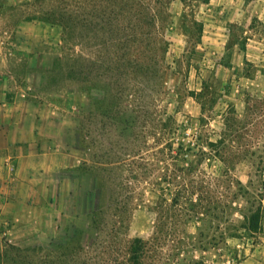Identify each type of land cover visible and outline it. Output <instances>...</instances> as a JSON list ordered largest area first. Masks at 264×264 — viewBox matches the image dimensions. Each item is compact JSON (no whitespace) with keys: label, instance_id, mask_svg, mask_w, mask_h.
Segmentation results:
<instances>
[{"label":"rangeland","instance_id":"1","mask_svg":"<svg viewBox=\"0 0 264 264\" xmlns=\"http://www.w3.org/2000/svg\"><path fill=\"white\" fill-rule=\"evenodd\" d=\"M9 6L7 23L28 15L57 28L18 36L11 67L17 85L32 86L29 99L58 105L52 145L78 163L54 175L62 190L54 220L41 221L47 230L5 237L8 264H129L136 237L159 239L152 264H264L259 233L222 238L165 201L174 194L164 176L182 165L177 146L210 150L230 109L246 125L227 137V160L197 162L195 180L211 185L226 170L239 179L248 192L232 203L242 207L232 208L236 219L264 196V66L249 63L248 82L212 61L204 0H30L14 14Z\"/></svg>","mask_w":264,"mask_h":264},{"label":"crops","instance_id":"2","mask_svg":"<svg viewBox=\"0 0 264 264\" xmlns=\"http://www.w3.org/2000/svg\"><path fill=\"white\" fill-rule=\"evenodd\" d=\"M27 1L0 0V264H8L6 236L13 241L33 231L47 230L41 221L46 216L54 220L53 198L62 190L63 181L54 175L78 163L70 151L53 146L48 119L58 105L32 101L28 98L32 86L16 83L18 73L11 62L20 46L18 36L35 37L33 28L57 29L38 16L5 22L2 14L8 4H15L8 12L14 14L18 3ZM204 4L212 17L204 35L209 57L234 77H246L249 82L246 66H264V0H204ZM257 18L262 19L261 29L253 22ZM41 35L50 36L47 32ZM259 234L264 251V230Z\"/></svg>","mask_w":264,"mask_h":264},{"label":"trees","instance_id":"3","mask_svg":"<svg viewBox=\"0 0 264 264\" xmlns=\"http://www.w3.org/2000/svg\"><path fill=\"white\" fill-rule=\"evenodd\" d=\"M159 19V15L154 11L151 14L150 21L157 24ZM63 29L65 31V26ZM231 112L236 113V110H228V114L224 117L219 138L208 144L210 150H204L202 147H192L181 142L177 146L176 152L178 159L182 161V165L178 166L177 171L179 172L164 176V181L168 183L166 186L167 193L174 194L171 201H167V199L165 201L176 206V217L210 222L209 226L214 230H220L222 238L228 233L231 236L238 237L242 231L253 234L259 233L264 209V196L260 192L257 193L260 197L258 203H253L248 212H242L241 219H236L233 216L232 208L241 211L242 207L239 205L232 206V203L236 202L240 195L243 196L244 191L245 193L248 191L244 190L243 183L234 176L232 177L228 170L222 176H213L211 181L214 184L211 185H209V182L206 183L205 179L195 180L193 173L197 170V162L205 158L227 160V137L245 127L246 124L242 121H233L236 118L229 116ZM238 134L235 136H238ZM223 176L228 177L224 181H230L231 185L225 186L223 184L222 187L221 182L224 183ZM158 243H160L159 239L153 241L146 240L143 237L134 238L129 248V264H152L153 254L155 256L153 252H156Z\"/></svg>","mask_w":264,"mask_h":264}]
</instances>
